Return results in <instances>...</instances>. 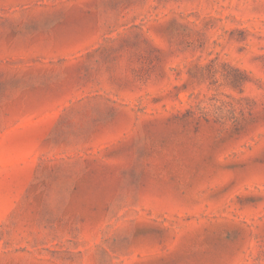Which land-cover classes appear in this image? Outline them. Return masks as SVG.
Listing matches in <instances>:
<instances>
[{
	"label": "rangeland",
	"instance_id": "1",
	"mask_svg": "<svg viewBox=\"0 0 264 264\" xmlns=\"http://www.w3.org/2000/svg\"><path fill=\"white\" fill-rule=\"evenodd\" d=\"M0 264H264V0H0Z\"/></svg>",
	"mask_w": 264,
	"mask_h": 264
},
{
	"label": "trees",
	"instance_id": "2",
	"mask_svg": "<svg viewBox=\"0 0 264 264\" xmlns=\"http://www.w3.org/2000/svg\"><path fill=\"white\" fill-rule=\"evenodd\" d=\"M207 66V65H206ZM205 66V67H206ZM204 67V68H205ZM243 75L242 71L235 69V75L232 76L231 78V82L234 83H238L239 81H242L243 79L241 78Z\"/></svg>",
	"mask_w": 264,
	"mask_h": 264
}]
</instances>
